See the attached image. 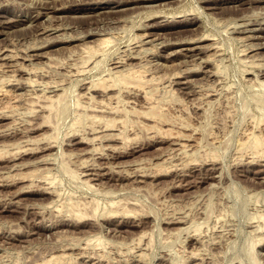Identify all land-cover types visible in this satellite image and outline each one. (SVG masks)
<instances>
[{
	"label": "rangeland",
	"instance_id": "rangeland-1",
	"mask_svg": "<svg viewBox=\"0 0 264 264\" xmlns=\"http://www.w3.org/2000/svg\"><path fill=\"white\" fill-rule=\"evenodd\" d=\"M263 77L264 0H0V264H264Z\"/></svg>",
	"mask_w": 264,
	"mask_h": 264
},
{
	"label": "bare ground",
	"instance_id": "bare-ground-1",
	"mask_svg": "<svg viewBox=\"0 0 264 264\" xmlns=\"http://www.w3.org/2000/svg\"><path fill=\"white\" fill-rule=\"evenodd\" d=\"M145 34H146V33H145ZM145 34H144V35H145ZM148 35H149V34H148ZM145 36H146V35H145ZM147 37H148V36H147ZM137 38H138V37H137ZM140 38H142V37H140ZM201 38H202V37H201ZM203 38H205V35H204ZM206 38H207V37H206ZM142 39H143V38H142ZM196 40H197V39H196ZM204 40H206V39H204ZM207 40H208V39H207ZM202 41H203V39H202ZM109 42H110V38H101V39L99 40V44H100L99 46L104 45V47H105V45H107ZM189 42H190V41H189ZM108 45H109V44H108ZM97 46H98V45H97ZM212 46H213V45H212ZM102 47H103V46H102ZM213 47H214V46H213ZM87 48H88V47H87ZM87 48H86V49H87ZM89 48H90V47H89ZM93 49H95V50H96V53L98 54L97 51H99V49H98V48H94V47H93ZM97 49H98V50H97ZM87 50H88V49H87ZM95 50H94V52H95ZM89 51H90V49H89ZM89 51H88V52H89ZM90 52H93V51H90ZM133 52H134V51H133ZM84 53H85V52H84ZM96 53H93V55H95ZM90 54H91V53H90ZM93 55L91 56V58L93 57ZM145 55H146V54H145ZM128 56H129V55H128ZM8 57H9V56H8ZM129 57H131V56H129ZM132 57H134V56L132 55ZM13 58H14V57H13ZM85 58H86V57H85ZM119 58H120V57H119ZM121 58H122V57H121ZM134 58H136V57H134ZM128 59H129V58H127L126 60H128ZM130 59H131V58H130ZM120 60H121V59H120ZM123 60H124V59H123ZM123 60H122V62H123V64L125 65L127 62L125 61V62H126V63H125ZM85 61H86V60H85ZM115 61H117V60L115 59ZM118 61H119V60H118ZM90 62H91V61H90ZM100 62H101V60H100ZM120 62H121V61H120ZM120 62H119V64H120ZM97 64H98V63H97ZM97 64H96V66H97ZM113 64H115V63H113ZM117 65H118V63H117ZM121 65H122V64H121ZM124 65H123V66H124ZM127 65H128V64H127ZM130 65H131V63H130ZM113 66H114V65H112L111 69L109 70L110 72H111ZM131 66H132V65H131ZM119 67H120V65H119V66H116L115 68H118V69H119ZM128 67H129V66H128ZM128 67L126 66V70L130 69V68H128ZM131 68H132V67H131ZM133 68H134V67H133ZM120 69H121V68H120ZM120 69H119L118 71H117V70L114 71V68H113V70H112V72H113V71H114V72L117 71V72L120 73V74H119V73L116 72L118 75H114V73H113L114 76H117V77H118V78H117L118 80H115V83H116L117 85L120 83V84H122V85H125V86L127 85V86H130L131 88H133L132 86H134V84H136L135 86L138 87V86H141V83H142V82L145 83V80H147V79H145V78H146V77H145L146 75H144V74L142 75L141 71H139L137 68H136L137 70H135V69H134V70H133V69H130V70H128V71H124V72L121 71L122 69H121V70H120ZM124 70H125V66H124ZM69 71H70V70H69ZM80 71H81V70H80ZM86 72H87V71H86ZM112 72H111V73H112ZM111 73H110V75H112ZM177 75H178V74H177ZM143 76H144V79H145L144 81H143ZM179 76H180V75H179ZM154 77H155V76H154ZM104 78H105V77H104ZM108 78H109V77H108ZM115 78H116V77H115ZM152 78H153V77L150 78L151 80L148 79V81H149V80L152 81ZM263 78H264V77H263ZM256 79H257V78H256ZM106 80H107V79H105V80L103 81V83H99V84H101V86H102V84H103V86L105 87L106 84H105L104 82H108V81H106ZM153 80H155V78H154ZM160 80H161V79H160ZM116 81H117V82H116ZM253 81H254V80H253ZM30 82H31V81H30ZM33 82H34V81H33ZM99 82H100V81H99ZM130 82H132L131 85H130ZM146 82H147V81H146ZM157 82H158V81H157ZM254 82H255V81H254ZM2 83H3V82H2ZM2 83H1V84H2ZM21 83H22V82H21ZM108 83H109V82H108ZM111 83H112V85L114 84L113 82H111ZM111 83H110L109 87L111 86ZM133 83H134V84H133ZM251 83H252V82H251ZM263 83H264V82H263ZM263 83H262L261 85H263ZM90 84H91V83H90ZM104 84H105V85H104ZM116 84H115V85H116ZM253 84H254V83H253ZM30 85H31V84H30ZM95 85H96V84H95ZM95 85H93V87H95ZM107 85H108V84H107ZM122 85H120V86H122ZM33 86H34V85H33ZM33 86H32V87H33ZM96 86H97V85H96ZM135 86H134V87H135ZM143 86H144V84L142 83V87H143ZM5 87H6V86H5ZM29 87H30V86H29ZM48 87H49V86H48ZM54 87H55V86H54ZM104 87H100V88H102V89H106L108 86H106L105 88H104ZM109 87H108V89H109ZM113 87H114V86H113ZM122 87H123V86H122ZM263 87H264V86H263ZM110 88H112V86H111ZM128 88H129V87H127V90H128ZM139 88H140V87H138V89H139ZM143 88H144V87H143ZM33 89H34V88H33ZM93 89H95V88H93ZM122 89L125 91V90H126V87H125V89H124V87H123ZM133 89H135V88H133ZM95 90H96V89H95ZM112 90H113V89H112ZM114 90H115V89H114ZM127 90H126V91H127ZM151 90H152V89H151ZM34 91H35V90H34ZM55 91H56V89H55ZM67 91H68V89H67ZM103 91H104V90H103ZM107 91H108V90H107ZM119 91H120V90H119ZM128 91H130V88H129ZM32 92H33V91H32ZM104 92L106 93V90H105ZM131 92H132V91H131ZM208 92H209V91H208ZM9 93H10V92H9V89H5L4 86H1V87H0V95H7V94L9 95ZM64 93L66 94V92H64ZM128 93H129V92H128ZM145 93H146V92H145ZM152 93H153V92H152ZM33 94H34V93H33ZM37 94H38V93H37ZM44 94L47 95L46 93H44ZM60 94H61V93H60ZM62 94H63V93H62ZM62 94H61V95H62ZM65 94H64V95H65ZM129 94H130V93H129ZM146 94H147V93H146ZM208 94H209V93H208ZM56 95H57V97L55 96V98H54V96H51V95H50V96L47 95V97H46V96H44L43 94H41V95L38 94L37 96H42V97H44V98H45V97L47 98L48 101H47V100H46V101L48 102V104H47V103H46V104H47V106L49 105V106L51 107V108L48 107V108H49V111H50V110L54 109L55 99L57 98V99L59 100V99L61 98V95H58V94H56ZM66 95H67V94H66ZM66 95H65V96H66ZM261 95H262V94H261ZM35 96H36V94H35L33 97L36 98ZM81 96H82V95H81ZM106 96H107V95H106ZM109 96H110V95H109ZM109 96H107V97H109ZM112 96H113V95H112ZM118 96H119V95H118ZM146 96H148V94H147ZM14 97L17 98V95H14ZM16 98H15V100H16ZM40 98H41V97H40ZM40 98L37 97V100H40ZM113 98H114V97H113ZM57 99H56V101H57ZM93 99H94V98H93ZM10 100H11V99H10ZM15 100H12V101H15ZM32 100H33V102H35L34 99H32ZM37 100H36V102H37ZM43 100H45V99H43ZM62 100H63V99H62ZM75 100H76V99H75ZM79 100H80V99H79ZM79 100H78V101H79ZM111 100H112V99H111ZM12 101H11V102H12ZM40 101L43 102L42 99H41ZM40 101H39V102H40ZM60 101H61V99H60ZM60 101H59V102H60ZM118 101H119V99H118ZM130 101H131V100H130ZM207 101H208V100H207ZM263 101H264V100H263ZM16 102H17V101H16ZM36 102H35V105L37 106V104H38V105L40 106V104H39V103H36ZM61 102H62V101H61ZM61 102H60V103H61ZM134 102H135V101H134ZM6 103H9V101L6 102ZM14 103H15V102H14ZM14 103H13V104H14ZM24 103H25V102H24ZM44 103H45V102H44ZM44 103H43V104H44ZM4 104H5V103H4ZM15 104H16V103H15ZM15 104H14V105H15ZM68 104H69V103H68ZM68 104H67V105H68ZM76 104H77V103H76ZM106 104H107V103H106ZM112 104H113V103H112ZM117 104H118V103H117ZM126 104H127V103H126ZM219 104H220V103H219ZM242 104H243V103H242ZM260 104H261V103H260ZM262 104H263V103H262ZM8 105L10 106V107H9V110H11L10 108H11V105H12V104H8ZM14 105H13V108L16 106V105H15V106H14ZM57 105H58V103H57ZM100 105H101V104H100ZM110 105H111V103H110ZM110 105H109V107H110ZM39 106H38V107H39ZM77 106H78V105H77ZM103 106H104V105H103ZM38 107H37V108H38ZM40 107H41V106H40ZM43 107H44V109H45V106H44V105H43ZM63 107H64V106H63ZM84 107H85V106H84ZM89 107H90V106H89ZM105 107H106V106H105ZM107 107H108V106H107ZM107 107H106V108H107ZM114 107H116V106L114 105ZM56 108H59V107H56ZM79 108H80V106H79ZM82 108H83V107H82ZM85 108H86V107H85ZM112 108H113V106H112ZM198 108H199V107H198ZM2 109H3V108H2ZM7 109H8V106H7ZM46 109H47V107H46ZM62 109H63V108H62ZM64 109H65V107H64ZM92 109H94V108H92ZM95 109H96V108H95ZM117 109H118V108H117ZM12 110H13V109H12ZM12 110H11V112L6 111L7 113H5V112H4V113L10 115V113L12 114ZM14 110H15V108H14ZM16 110H17V109H16ZM38 110H40V109L38 108ZM38 110H37V111H38ZM41 110H42V108H41ZM54 110H56V109H54ZM58 110H59V109H58ZM96 110H97V109H96ZM105 110H106V109H105ZM111 110H112V111H111ZM113 110H114V109H110L109 111L113 112ZM149 110H150V109H149ZM42 111H43V110H42ZM45 111L47 112L48 109L45 110ZM49 111H48V112H49ZM61 111H62V110H61ZM93 111H94V110H93ZM99 111H100V110H99ZM106 111H107V110H106ZM118 111H119V110H118ZM120 111H121V110H120ZM39 112H40V111H39ZM56 112H57V111H56ZM56 112H55V113H56ZM115 112H116V111H115ZM122 112H123V111H122ZM4 113H2V114H4ZM14 113H15V112H14ZM22 113H23V112H22ZM62 113H63V112H62ZM102 113H103V112H102ZM104 113H106V112H104ZM226 113H227V112H226ZM5 114H4V115H5ZM27 114H28V113H27ZM49 114H50V112H49ZM144 114H145V113H144ZM0 115H1V114H0ZM4 115H2V116L4 117ZM9 115H8V117H9ZM13 115H14V114H13ZM53 115H54V114H53ZM61 115H62V114H61ZM78 115H79V114H78ZM6 116H7V115H6ZM43 116H44V115H43ZM51 116H52V115H51ZM80 116H81V115H80ZM86 116H87V115H86ZM148 116H149V115H148ZM3 117H2V118H3ZM11 117H12V115H11ZM77 117H78V116H77ZM92 117H93V116H92ZM104 117H105V116H104ZM155 117H157V116H155ZM159 117H160V116H159ZM48 118L51 119V117H49V116H48ZM52 118H53V117H52ZM90 118H91V117H90ZM100 118H101V117H100ZM123 118H125V117H123ZM153 118H154V117H153ZM44 119H46V117H45ZM56 119H57V118H56ZM162 119H163V118H162ZM75 120H77V119H75ZM81 120H82V119H81ZM94 120H95V119H94ZM106 120H107V119H106ZM113 120H114V118H113ZM113 120H111V122H114ZM123 120H124V119H123ZM47 121H49V119H48ZM47 121H46V122H47ZM55 121H56V120H55ZM85 121H86V120H85ZM87 121H88V120H87ZM108 121H109V120H108ZM253 121H254V120H253ZM41 122H42V121H41ZM111 122H109V123H111ZM125 122H126V121H125ZM50 123H51V122H50ZM105 123H106V122H105ZM114 123H115V122H114ZM114 123H113V124H112V123H111V124H108V126L105 125L106 128H104V129H107V127H109V125H110V126L112 125V126L114 127ZM260 123H261V122H260ZM101 124H102V122H101ZM123 124H124V123H123ZM123 124H122V125H123ZM258 124H259V123H258ZM54 125H56V123H55ZM93 125H94V124H93ZM115 125H117V124H115ZM181 125H182V124H181ZM43 126H44V125H43ZM112 126H111V130H113V129H112ZM123 126H124V125H123ZM252 126H253V125H252ZM55 127H57V126H55ZM180 127H181V126H180ZM12 128H13V127H12ZM109 128H110V127H109ZM150 128H151V127H150ZM193 128H194V127H193ZM34 129H35V128H34ZM56 129L58 130V127H57ZM56 129H54V130L56 131ZM91 129H92V128H91ZM104 129H103V131H104ZM114 129H115V128H114ZM252 129H253V128H252ZM101 130H102V129H101ZM101 130H98V132L101 131ZM173 130H174V129H173ZM58 132H59V131H58ZM71 132H72V131H71ZM101 132H102V131H101ZM101 132H100V133H101ZM106 132H107V131H106ZM161 132H162V131H161ZM168 132H169V131H168ZM85 133H86V132H85ZM92 133H93V132H92ZM111 133H113V132H111ZM165 133H166V132H165ZM253 133H254V132H253ZM73 134H74V132H73ZM102 134H103V133H102ZM105 134H106V133H105ZM105 134H103V135H105ZM107 134H108V133H107ZM251 134H252V133H250V135H251ZM260 134H262V133H260ZM76 135H77V134H76ZM113 135H115V137H116V134H112V135L110 134L111 137H113ZM118 135L120 136V134L117 133V136H118ZM166 135H167V134H166ZM170 135H171V134H170ZM170 135H169V136H170ZM246 135H247V134H246ZM252 135H253V136H252V145H251V143H250V142H251V138H250V136L247 135V136L250 138V141H248V139H245V141L243 142V143H244V146H245V144H246L245 142L248 141L247 143H250V147L253 146L254 151H256L257 154H258V153H259V154L262 153V154H260V155H264V144H263L264 141H263V137H261L259 134L257 135V133H256V134L254 133V134H252ZM44 136H45V135H44ZM52 136H53V135H52ZM106 136H107V135H105V137H106ZM110 136H109V138H110ZM121 136H122V135H121ZM263 136H264V135H263ZM47 137H48V136H47ZM101 137H102V136H101ZM245 137H246V136H245ZM52 138H53V137H52ZM52 138H51V139H52ZM119 138H121V137H119ZM127 138H128V136H127ZM129 138H130V137H129ZM54 139H55V137H54ZM86 139H88V138H86ZM96 139H98V138H96ZM129 140H130V139H129ZM83 141H84V140H83ZM242 141H243V140H242ZM81 142H82V141H81ZM86 143H87V142H86ZM181 143H182V142H181ZM188 144H189V143H188ZM241 144H242V143H241ZM48 145H50V144H48ZM46 146H47V145H46ZM53 146H54V145H53ZM246 146H249V145H246ZM241 147H243V146L241 145L240 148H241ZM250 147H249V148H250ZM44 148H45V147H44ZM242 149H245V148L243 147ZM250 149H251V148H250ZM44 150H45V149H44ZM247 150H248V149H247ZM251 150H253V149H251ZM95 152H96V151H95ZM256 152H255L254 154H256ZM17 153H18V151H17ZM24 153H25V152H24ZM49 153H50V152H49ZM6 154H7V153H6ZM257 154H256V155H257ZM259 154H258V155H259ZM258 155H257V156H258ZM260 155H259V156H260ZM45 157H46V156H45ZM212 157H213V156H212ZM260 157H261V156H260ZM214 158H215V157H214ZM164 160H165V159H164ZM62 162H64V161H62ZM89 164H90V163H89ZM89 166H90V165H89ZM135 169H136V168H135ZM72 170H73V169H72ZM66 171H68V170H66ZM99 171H100V170H99ZM65 173H66V172H65ZM69 173H70V172H69ZM50 174H51V173H50ZM71 174H72V173H71ZM84 174H85V173H84ZM88 174H90V173H88ZM92 174H93V172H92ZM76 175H77V173H76ZM86 175H87V174H86ZM95 175H96V174H95ZM72 176L75 177V175H72ZM24 178H25V177H24ZM27 178H28V177H27ZM56 179H57V178H56ZM56 179H55V180H56ZM79 179H80V178H79ZM88 179H89V177H88ZM91 179H92V178H91ZM116 179H117V178H116ZM77 180H78V179H77ZM80 180H81V179H80ZM86 181H87V180H86ZM89 181H90V180H88L87 183H88ZM51 182H52V181H51ZM90 183H91V182H90ZM2 185H3V184H2ZM53 185H54V184H53ZM87 185H88V184H87ZM91 185H92V184H91ZM91 185L89 184V186L92 188ZM89 186H88V187H89ZM90 187H89V188H90ZM46 188H47V187H46ZM59 188H60V187H59ZM92 190H93V189H92ZM46 191H47V190H46ZM46 191H45V192H46ZM59 191H60V190H59ZM48 192H49V191H48ZM53 192H54V191H53ZM96 192H97V191H96ZM103 192H104V191H103ZM49 193H50V192H49ZM55 193H56V191H55ZM72 193H73V192H72ZM99 193H100V192H99ZM56 194H57V193H56ZM106 194L108 195V193H106ZM110 194H111V193H110ZM112 194H113V193H112ZM112 194H111V195H112ZM57 195H58V194H57ZM100 195H101V194H100ZM70 196H71V195H70ZM70 196H69V197H70ZM56 197H57V196H56ZM58 197H59V195H58ZM77 198H78V197H77ZM70 199H71V198H70ZM94 200H95V199H94ZM62 201H63V200H62ZM84 201H85V200H84ZM105 201H106V200H105ZM49 202H50V201H49ZM72 202H73V201H72ZM72 202L70 203V201H69L70 204H72ZM89 202H90V201H89ZM121 202H122V201H121ZM66 203H67V201H66ZM79 203H80V202H79ZM83 203H84V202H83ZM99 203H100V202H99ZM122 203H123V202H122ZM58 204H59V203H58ZM109 204H110V203H109ZM124 204H126V203H124ZM44 205H45V204H44ZM61 205H62V204H61ZM63 205H64V204H63ZM72 205H73V204H72ZM81 205H82V204H81ZM83 205H85V204H83ZM89 205H90V204H89ZM98 205H99V204H98ZM69 206H70V205H69ZM69 206H68V208H69ZM73 206H75V205H73ZM87 206H88V205H87ZM93 206H94V205H93ZM113 206H114V205H113ZM119 206H120V205H119ZM121 206H122V205H121ZM56 207H58V206H56ZM84 207H85V206H84ZM97 207H98V206H96V208H95V210H94V213H97V212H95L96 210L99 209V208L97 209ZM114 207H115V206H114ZM117 207H118V206H117ZM86 208H87V207H86ZM126 208H127V207H126ZM60 209H61V208H60ZM63 209H64V207H63ZM72 209H73V208H72ZM79 209H80V208H79ZM79 209H78V210H79ZM88 209H89V208H88ZM103 209H104V208H103ZM105 209H106V208H105ZM82 210H83V209H82ZM82 210H80V211H81L82 214H83L84 212H83ZM125 210H126V209H125ZM133 210H134V209H133ZM69 211H70V210H69ZM76 211H77V210H76ZM80 211H77V213H79ZM123 211H124V209H123ZM135 211H136V210H135ZM85 212H86V211H85ZM103 212H104V211H103ZM107 212H108V211H107ZM118 212H119V211H118ZM112 213H113V212H112ZM128 213H129V212H128ZM128 213H127V214H128ZM73 214H74V213H73ZM75 214H76V213H75ZM75 214H74V215H75ZM80 214H81V213H80ZM82 214H81V215H82ZM102 214H103V213H102ZM125 214H126V213H125ZM94 215H95V214H94ZM82 216H84V215H82ZM79 217H80V216H79ZM84 218H85V217H84ZM80 220H81V219H80ZM262 227H264V226H262ZM181 229H182V228H181ZM94 238H96V237H94ZM92 241H93V240H91L90 242H92ZM142 241H143V240H142ZM102 242H103V241H101L100 243H102ZM261 242H262V241H261ZM139 243H140V242H139ZM152 243H153V242H152ZM97 244H98V243H97ZM256 244H257V243H256ZM98 245H99V244H98ZM102 245H103V244H102ZM146 245H147V244H146ZM253 246H254V245H253ZM253 246H252V247H253ZM85 247H86V246H85ZM89 247H90V246H89ZM94 247H95V246H94ZM120 250H121V249H120ZM98 252H99V251H98ZM252 253H253V252H252ZM64 255H65V254H63V256H64ZM67 255H68V254H67ZM195 255H196V254H195ZM251 255H252V254H251ZM61 256H62V255H60V257H61ZM65 256H66V255H65ZM98 256H99V255H98ZM60 257H59V258H60ZM67 257H68V256H67ZM48 258H49V257H48ZM63 258H64V257H63ZM50 259H51V258H50ZM64 259H65V258H64ZM143 259H144V258H143ZM52 260H53V258H52ZM52 260H51V261H50V260H47V262L50 261L51 263H53ZM60 260H61V259H60ZM69 260H70V259H69ZM44 261H45V260H44ZM47 262L45 261V263H47ZM257 262H258V261H257ZM38 263H39V262H38ZM48 263H49V262H48ZM255 263H256V262H255Z\"/></svg>",
	"mask_w": 264,
	"mask_h": 264
}]
</instances>
